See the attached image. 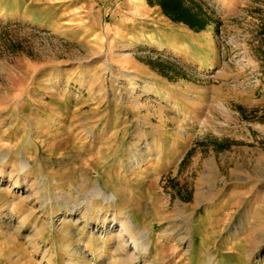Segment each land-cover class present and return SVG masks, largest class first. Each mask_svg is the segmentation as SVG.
Returning <instances> with one entry per match:
<instances>
[{
  "label": "rangeland",
  "instance_id": "374dc122",
  "mask_svg": "<svg viewBox=\"0 0 264 264\" xmlns=\"http://www.w3.org/2000/svg\"><path fill=\"white\" fill-rule=\"evenodd\" d=\"M185 4L0 0V264H264V0Z\"/></svg>",
  "mask_w": 264,
  "mask_h": 264
},
{
  "label": "trees",
  "instance_id": "16d2710c",
  "mask_svg": "<svg viewBox=\"0 0 264 264\" xmlns=\"http://www.w3.org/2000/svg\"><path fill=\"white\" fill-rule=\"evenodd\" d=\"M147 1L156 5L171 22L182 24L195 33L204 31L211 24L210 19L200 9L186 5L185 0Z\"/></svg>",
  "mask_w": 264,
  "mask_h": 264
},
{
  "label": "bare ground",
  "instance_id": "6f19581e",
  "mask_svg": "<svg viewBox=\"0 0 264 264\" xmlns=\"http://www.w3.org/2000/svg\"><path fill=\"white\" fill-rule=\"evenodd\" d=\"M173 154H174V152H173V149L170 151V154H169V156H168V158H169V160L170 159H172L173 158ZM3 163V160H2V162L0 163V164H2ZM167 164V163H166ZM19 169L21 170V171H26L28 168H29V163L27 162V161H21L19 164ZM98 192H100L99 191V189H94V188H92V191H91V194L93 195V197H95V196H97L98 195ZM106 198V201H108V200H110V198L109 197H104V199ZM81 204H84V203H79V205H81ZM77 207V204H74L73 206H72V211L75 209ZM205 222H206V220H205ZM205 222L203 223V225L205 224ZM119 228H120V230H119V232H124L125 234H127L128 236H130L129 237V239L131 240V243H132V245H133V253H138V252H144V253H148L149 252V249L151 248V245L149 246V245H146L145 244V241H146V239H148V237H147V235H145V234H142L141 236H140V238H139V240H140V243H138L137 242V240H136V238L135 237H133L132 235H131V231L129 230V228H127L125 225H123V223L122 222H120L119 223ZM119 241H121V237H119ZM119 245V244H118ZM121 250H123V247L121 248V246L119 247ZM118 248V249H119Z\"/></svg>",
  "mask_w": 264,
  "mask_h": 264
},
{
  "label": "crops",
  "instance_id": "0c3cea01",
  "mask_svg": "<svg viewBox=\"0 0 264 264\" xmlns=\"http://www.w3.org/2000/svg\"><path fill=\"white\" fill-rule=\"evenodd\" d=\"M173 49H174V51L176 50V51H178V52H183L182 48H178V47L176 48V47H175V48H173ZM195 49H196V48H195Z\"/></svg>",
  "mask_w": 264,
  "mask_h": 264
}]
</instances>
